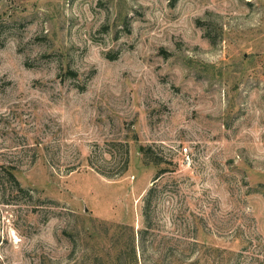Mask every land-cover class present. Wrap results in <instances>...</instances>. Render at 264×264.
<instances>
[{"label": "rangeland", "instance_id": "obj_1", "mask_svg": "<svg viewBox=\"0 0 264 264\" xmlns=\"http://www.w3.org/2000/svg\"><path fill=\"white\" fill-rule=\"evenodd\" d=\"M0 264H264V0H0Z\"/></svg>", "mask_w": 264, "mask_h": 264}]
</instances>
